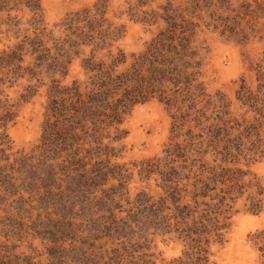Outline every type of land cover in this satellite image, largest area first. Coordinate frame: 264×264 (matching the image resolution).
Listing matches in <instances>:
<instances>
[{
  "label": "rangeland",
  "instance_id": "374dc122",
  "mask_svg": "<svg viewBox=\"0 0 264 264\" xmlns=\"http://www.w3.org/2000/svg\"><path fill=\"white\" fill-rule=\"evenodd\" d=\"M96 1L40 0L44 22L60 39L64 37L60 28L63 20ZM109 16L125 27L118 44L130 61L168 27L177 36L181 31L191 36L192 56L195 54L191 62H199L204 81V87L196 90L201 98L198 110L186 100L170 110L152 99L135 106L126 116L123 129L127 136L116 144L120 156L113 162L128 177L132 200L142 191L156 197L163 192L162 178L155 170L173 167L178 169L177 176H191L193 148L207 152L212 163L230 164L222 162L225 146L211 141L230 136L237 164L227 166L251 172L254 185H261L263 207L252 213L247 209V194L238 200L232 230L226 243L212 246V260L217 264H264V0H110ZM40 22L38 13L24 3L0 0V100L14 106L13 113L7 115L14 119L0 120V133L9 135L11 146L6 155L3 143L8 140H0V161L12 160L6 170L15 184L11 188L0 181V186H6L0 187V250L22 262L48 264L52 261L51 248L55 249L59 241V247L65 246L60 232L49 230L45 223L48 218L59 217L60 209L20 161L26 156L34 160L42 156L48 117L51 79L25 75L22 65L32 62V57L27 55L22 64V55H18L23 42H33L34 28ZM58 79L66 86L78 81L85 94L96 89L79 57L70 65L68 76ZM28 92L32 96L24 101ZM84 138L82 144H96ZM252 191L259 196L258 188ZM124 204L123 216L128 217L135 208ZM80 210L75 211L78 218H89V213ZM139 232L143 231L137 230V235ZM150 238L158 258L154 257L153 264H173L184 254L186 246L178 234L155 231Z\"/></svg>",
  "mask_w": 264,
  "mask_h": 264
},
{
  "label": "trees",
  "instance_id": "16d2710c",
  "mask_svg": "<svg viewBox=\"0 0 264 264\" xmlns=\"http://www.w3.org/2000/svg\"><path fill=\"white\" fill-rule=\"evenodd\" d=\"M18 3L38 13L41 21L34 28L33 42H23L17 49L22 64L27 55L32 57L22 69L33 79H51L42 156L20 160L60 209L59 217L45 223L49 230L60 232L65 246L59 247V241L51 248L48 264H153L154 257L158 258L150 235L155 231L178 234L185 243L184 254L173 264H217L211 248L226 243L238 200L247 194V209L252 213L263 207L261 185H254L251 172L227 166L237 164L230 136L211 140L225 146L222 162L230 164L212 163L207 152L193 148L191 176L179 177L173 167L155 170L162 178L163 192L158 197L142 191L132 200L128 177L113 162L120 156L116 144L127 136L124 120L135 106L158 99L174 110L179 101L186 100L199 109L201 98L196 90L204 87V81L199 62L198 66L191 62V57L195 59L191 36L182 31L177 36L168 27L130 61L118 44L126 31L110 18V0H97L92 7L68 15L59 26L64 33L60 39L44 22L40 0ZM78 57L91 81L95 80L96 89L88 91L87 98L78 81L66 86L58 79L68 76ZM28 93L24 101L32 96ZM13 107L0 100L3 123L14 119L7 116ZM82 137L96 144H82ZM2 138L8 140L3 143L7 155L9 135L2 131ZM11 164L8 158L0 161V181L12 188L15 184L6 170ZM255 187L258 197L252 191ZM124 201L135 208L128 217L123 216ZM80 208L89 218H78L75 211ZM137 230L143 232L137 235ZM17 259L0 250V264H37Z\"/></svg>",
  "mask_w": 264,
  "mask_h": 264
}]
</instances>
